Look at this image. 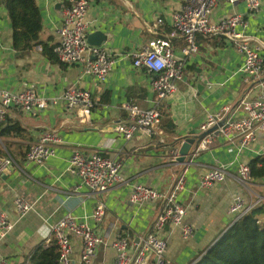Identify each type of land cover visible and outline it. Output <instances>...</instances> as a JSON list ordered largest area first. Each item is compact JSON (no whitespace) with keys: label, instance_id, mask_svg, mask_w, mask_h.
I'll return each mask as SVG.
<instances>
[{"label":"crops","instance_id":"0c3cea01","mask_svg":"<svg viewBox=\"0 0 264 264\" xmlns=\"http://www.w3.org/2000/svg\"><path fill=\"white\" fill-rule=\"evenodd\" d=\"M36 1L42 18L41 43L20 52L13 46L11 21L0 0V90L18 92L34 87L40 96L51 99L70 87H79L92 93L95 107L89 123H82L78 109H69L63 102L50 103L48 108L32 112L10 109L6 121L19 123L24 131L20 135L0 136L4 156L14 159L13 165L0 174V209L7 211L14 224L0 238V264H30L25 257L36 245L48 246L55 241L52 226L66 214L80 221L86 219L109 241L128 233L133 244L139 236L154 230L162 206L161 201L135 205L130 200L133 185L142 183L167 192L180 175H185L186 182L178 200L187 206L186 221L195 232L184 238L179 226L167 225V257L175 264H189L233 224L229 208L234 197L241 195L249 203L251 198L264 195V178L251 179L244 185L238 170L239 163L249 164L264 153V136L258 133L249 146L240 149L236 136L227 138L220 134L209 148L201 149L191 162L183 164L170 158L175 139L201 129L209 113L219 112L225 106L234 107L233 116L243 115L238 105L243 98L258 93V80L246 82L241 71L244 56L234 43L223 36L199 34L198 51L184 57V79L178 82L176 92L159 104L162 119L158 129L163 131L162 139L156 141L138 132L127 140L114 129L126 118L122 104L134 101L148 108L157 101L152 89L153 74L134 66L133 55L149 40L169 34L173 14L181 9L184 0H89V33L104 31L106 41L102 46L116 58L103 82L85 73L82 64H65L59 59L54 62L43 52L44 43L54 50L59 42L56 30L62 21L63 6L62 0ZM237 13L244 20L237 29L260 48L264 79V0H260L257 11L248 10L244 0L221 2L211 20L218 22ZM160 17L162 24L157 22ZM184 45L183 38L173 39L178 55H182ZM46 131H53L60 138L55 155L42 165L29 162L26 152L30 144ZM76 150L87 154L100 150L119 159L125 181L103 194L91 193L70 169V158ZM220 164L228 166L226 179L210 188L199 187L201 176ZM18 196L33 203V209L24 216L14 209ZM99 200L106 205L101 223L93 218ZM260 218L264 220V213ZM72 242L77 261L82 244L76 237ZM115 255L111 246H102L95 263L113 264Z\"/></svg>","mask_w":264,"mask_h":264},{"label":"built area","instance_id":"2783aa9c","mask_svg":"<svg viewBox=\"0 0 264 264\" xmlns=\"http://www.w3.org/2000/svg\"><path fill=\"white\" fill-rule=\"evenodd\" d=\"M234 3L238 0H184L181 9L173 14L172 28L167 36L155 37L133 55V64L144 68L153 74L152 89L157 95L156 104L143 108L134 101H126L121 108L126 112L125 120L118 122L114 129L125 139L129 140L141 132L154 140H161L163 131L158 129L162 119L159 104L178 89V82L184 79V57L198 51L196 37L203 35H219L235 44L237 50L244 56L241 71L246 82H259L258 93L253 97H245L238 108L243 115L233 116L234 107L225 106L221 111L209 113L201 129L207 130L222 122V125L202 140L199 151L207 149L223 134L227 138L237 137L240 149L249 146L258 133L264 136V79L263 57L260 48L246 37L237 27L244 24L242 14H234L218 22L211 20L214 9L221 2ZM248 10L257 11L260 0H244ZM63 16L56 32L59 42L54 47L58 59L65 64H82L85 73L93 75L101 82L108 78L116 58L106 48L91 45L88 42L89 25L86 14L90 6L89 0H62ZM158 18V24L163 23ZM1 34V28H0ZM181 37L185 41L181 54L178 55L173 47V39ZM63 102L67 108L78 109L80 121L89 123L95 100L89 90L70 87L55 98L40 96L34 87L22 91L0 90V127L6 122L12 107L27 112L48 108L50 103ZM236 110V109H235ZM60 138L53 131L44 132L41 137L30 144L26 159L36 164H44L56 153ZM178 149L173 147L171 159L176 161ZM264 154V153H262ZM177 162V161H176ZM14 159L11 155L0 158V174L12 166ZM122 162L106 156L97 150L89 154L76 150L70 158V169L80 178L82 185L89 188L93 194H103L114 185L125 181L121 174ZM239 179L246 185L251 180L250 167L247 163H239ZM229 175L227 164L212 166L199 180V187L210 188L216 182L226 179ZM185 175L177 177L167 192L136 183L132 187L130 200L137 206L149 202L161 201V211L157 217L154 230L139 236L133 244L128 233L113 241L85 220H77L71 214H66L53 226V238L59 251V264H96L95 257L100 247L111 246L116 255L113 264H175L167 257L168 239L165 236L167 225L179 226L184 238L193 236L194 226L186 221L187 206L178 200V193L185 188ZM264 201V195L251 198L249 203L241 195L234 197L229 208L233 215V223L250 212L255 206ZM14 209L20 216L26 215L33 209V203L18 196L14 200ZM106 205L99 200L93 218L97 223L104 220ZM7 211L0 209V238L5 237L13 228ZM81 241L82 248L79 259L74 260L72 238Z\"/></svg>","mask_w":264,"mask_h":264},{"label":"trees","instance_id":"16d2710c","mask_svg":"<svg viewBox=\"0 0 264 264\" xmlns=\"http://www.w3.org/2000/svg\"><path fill=\"white\" fill-rule=\"evenodd\" d=\"M12 26L13 46L20 52L30 50L41 43L42 18L36 0H3ZM43 52L58 62L53 47L46 43ZM24 129L19 123H8L0 127V136L20 135ZM5 150L0 144V158ZM251 179L264 178V154L249 162ZM264 201L235 221L227 230L199 252L189 264H264ZM30 264H59V251L55 241L44 246L36 245L26 257ZM22 264V263H14Z\"/></svg>","mask_w":264,"mask_h":264},{"label":"water","instance_id":"95a60500","mask_svg":"<svg viewBox=\"0 0 264 264\" xmlns=\"http://www.w3.org/2000/svg\"><path fill=\"white\" fill-rule=\"evenodd\" d=\"M105 41L106 34L102 30H96L88 34V42L91 45L101 46ZM200 87L201 85L199 84ZM221 125L222 122H219L207 130L194 129L187 135L177 137L174 142V147L178 149L176 161L180 164L191 162L193 156L199 152L198 149L204 137L217 130ZM143 149H146V147Z\"/></svg>","mask_w":264,"mask_h":264},{"label":"rangeland","instance_id":"374dc122","mask_svg":"<svg viewBox=\"0 0 264 264\" xmlns=\"http://www.w3.org/2000/svg\"><path fill=\"white\" fill-rule=\"evenodd\" d=\"M250 182H251V180H250ZM262 221H264V220H262Z\"/></svg>","mask_w":264,"mask_h":264}]
</instances>
